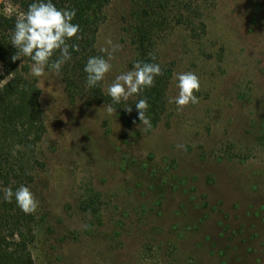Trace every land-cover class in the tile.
Masks as SVG:
<instances>
[{
	"label": "rangeland",
	"instance_id": "1",
	"mask_svg": "<svg viewBox=\"0 0 264 264\" xmlns=\"http://www.w3.org/2000/svg\"><path fill=\"white\" fill-rule=\"evenodd\" d=\"M186 1L155 39L171 77L152 132L71 98L60 74L31 75L46 127L35 264H264V0ZM0 11L20 15L10 0ZM131 11L111 0L98 32L100 51L120 45L106 94L137 62ZM188 71L200 102L178 110L175 75Z\"/></svg>",
	"mask_w": 264,
	"mask_h": 264
},
{
	"label": "trees",
	"instance_id": "2",
	"mask_svg": "<svg viewBox=\"0 0 264 264\" xmlns=\"http://www.w3.org/2000/svg\"><path fill=\"white\" fill-rule=\"evenodd\" d=\"M20 10L27 11L32 0H10ZM131 21L128 33L137 51V61L159 63L155 51L156 36L172 21L171 13L177 6H188L185 0H131ZM58 8L76 9L75 23L81 27V38L73 40L78 51L62 67L60 73L71 98H87L90 104H109L111 98L103 85L88 87L84 65L90 56L105 54L97 47L98 32L106 20L105 9L111 0H53ZM1 4V0H0ZM18 15L7 16L0 11V189H13L26 185L31 189L35 172L43 166L37 156V147L43 140L46 127L40 103L41 90L30 75L31 62L19 57L13 61L16 49L11 46V33ZM182 22V20H181ZM203 28H205L203 23ZM196 34V29L191 28ZM155 57V60H152ZM23 63H22V61ZM161 66V64H160ZM163 75L156 79L155 86L140 94L129 105L132 111L123 109L125 104L114 105L127 124L141 123L134 104L139 98H147L148 115L152 132L161 120L166 107V90L171 71L161 66ZM37 223L34 214H25L15 202L0 198V264H35L30 247L35 242Z\"/></svg>",
	"mask_w": 264,
	"mask_h": 264
},
{
	"label": "clouds",
	"instance_id": "3",
	"mask_svg": "<svg viewBox=\"0 0 264 264\" xmlns=\"http://www.w3.org/2000/svg\"><path fill=\"white\" fill-rule=\"evenodd\" d=\"M76 15V9L58 8L53 0H32L27 11L16 18L11 33V46L16 49L13 61L20 60L21 56L28 58L31 62L30 75L38 80L47 77L49 73L59 75L62 67L71 61L72 52L79 50L76 44L70 43L81 38V27L74 22ZM119 49L120 45L108 39L106 47L102 49L106 56H90L87 59L84 72L88 87L103 85L113 70L111 61ZM162 75L159 63L135 62L131 70L116 75L108 84L107 95L111 103L102 109L109 116L117 114L118 108L114 105L128 104L133 97H140L142 92L154 87L156 79ZM175 80L178 94L170 98L169 103L175 104L178 110L198 105L200 98L197 93L201 90L199 77L188 71L177 73ZM134 106L138 110L139 120L150 130L152 123L148 115L147 98L137 99ZM123 109L131 112L132 106ZM0 198L9 203L14 201L25 214H34L39 208V201L26 185L15 189L12 186L2 188Z\"/></svg>",
	"mask_w": 264,
	"mask_h": 264
}]
</instances>
